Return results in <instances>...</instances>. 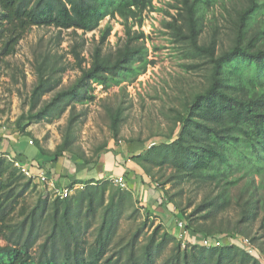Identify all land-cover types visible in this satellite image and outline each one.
Masks as SVG:
<instances>
[{
  "label": "trees",
  "instance_id": "obj_1",
  "mask_svg": "<svg viewBox=\"0 0 264 264\" xmlns=\"http://www.w3.org/2000/svg\"><path fill=\"white\" fill-rule=\"evenodd\" d=\"M214 2L177 0L173 4L176 12L168 13L171 19L166 28L185 54L199 60L185 66L193 69L204 64L205 84L177 110V133L174 128L164 141L131 158L157 185L193 186L195 199L186 204L176 200L181 191L168 194L167 189H159L162 202L174 204V223L182 220L194 234L229 237L235 242L208 247L196 242L189 249L182 248L162 224L149 220L150 212L145 210L147 218L112 252L121 220L126 215L136 220L139 215L131 189L106 179H74L69 186L77 182L84 186L67 197L50 198L43 191L31 197L37 184L0 157V264H260L236 241L247 238L264 256V197L259 195L254 177L246 179L238 193L233 191L246 174L264 172V0H246L235 10L226 46L216 25L203 35V11ZM153 10H157L154 0H0V61L14 54L34 26L55 28L58 35L70 29L68 52L80 72L73 83L57 90L66 65L59 63L50 48L38 52L37 81L30 91L27 121L52 120L73 103L93 100L95 96L89 93L93 84L106 90L135 81L153 63L146 44L148 35L141 28L145 12ZM106 17H118L123 27V36L109 48L105 44L113 26L109 20L100 26ZM96 29L99 37L85 65L84 34ZM50 92L48 99L40 101ZM122 113L121 105L108 108L114 136ZM21 121L22 117L16 120L20 129L25 126ZM74 123L72 112L54 150L36 141L37 151L44 157L38 161L40 166L56 164L66 153H74ZM104 149L99 147L92 157L79 158L84 165H94ZM165 166L172 170L168 176L163 172ZM230 209L236 213L234 220L228 215ZM261 214L257 232L252 234V224ZM145 228L150 232L139 243Z\"/></svg>",
  "mask_w": 264,
  "mask_h": 264
},
{
  "label": "rangeland",
  "instance_id": "obj_2",
  "mask_svg": "<svg viewBox=\"0 0 264 264\" xmlns=\"http://www.w3.org/2000/svg\"><path fill=\"white\" fill-rule=\"evenodd\" d=\"M245 2L246 0H215L214 3L205 7L203 11V35L207 36L211 32V27L216 25L219 38L223 46H226L230 38L232 18L236 16L235 10L244 5ZM176 3L177 0H154L157 10L145 12V19L141 28L148 35L146 44L149 58L153 60V63L149 64L146 71L140 74L135 81L128 84L124 83L123 85L126 84L125 87L112 86L106 90L101 85L93 84L94 89L89 91L95 96L93 100L85 103H73L66 108L60 117L52 120L44 118L36 122H28L26 119L29 113L30 91L37 81L36 54L50 48L57 53L59 63L66 65V70L62 73L57 90L73 83L80 72L74 66V60L68 52L71 43L70 29L62 30L58 35V30L52 27H32L19 41L14 54L0 61V126L17 128L29 139L34 140L30 143L32 146H28L30 150L35 149L36 141L43 148L54 150L61 142L64 127L71 113L74 112L73 135L75 139L72 147L74 153H66L61 158L60 163L64 162V164L62 163L56 168L60 173L65 172V165H68L73 159L78 161V164H84L79 156L92 157L96 149L102 146L105 149L100 154L110 149H122L136 154L144 151L153 143L164 141L175 128L174 121L177 110H182L185 100L204 86L206 73L204 64L200 63L193 69L185 66L188 63L195 64L199 60L185 54L180 44L175 41L171 32L166 28V23L171 19L168 13L176 12L173 8V4ZM108 20L113 29L105 48L113 47L117 39L123 36V27L118 17H106L101 21L100 26H104ZM78 32L81 33L80 30ZM84 37L86 43L82 56L86 59L85 65H87L93 45L98 40L99 31L96 29L86 32ZM51 95L52 92L45 94L40 101L48 99ZM116 105L123 107V113L119 132L114 136L110 129L108 108ZM19 117H22L21 122L25 124L24 128L21 129L16 125V120ZM177 129L178 127L175 128L174 134L177 133ZM252 157H255V154H252ZM171 171L169 166L164 167L163 172L166 173V176ZM250 173L243 176L233 192L238 193L239 188L245 187L246 179L254 177L258 193L264 197V172L261 175L256 172ZM92 174L95 175V171L90 164L76 172L77 176H91ZM74 176V173L68 172L67 175H64V179L71 180ZM157 182L161 183V180ZM153 184L158 189H167L168 194H176L181 191L182 193L176 196V200L183 202V204L195 199L193 186L189 184H185L183 188L173 186L172 182L164 183L163 186L157 185L155 182ZM65 186H69L68 183ZM43 189V186L37 184L30 194L31 197ZM134 192H137V189H134ZM137 203L136 205L140 207L137 219L128 218L126 215L121 220L120 229L116 236L117 242L113 246L112 252L117 251L125 244L136 231L140 222L147 218L145 210L150 212L149 220H153L154 224H162V227L179 241L177 239V225L174 223L176 218L173 212L164 211L165 217L162 218L161 223L157 221L156 216L150 210L141 206L139 201ZM169 203H171L170 207L174 211L173 202ZM189 210L190 208H188ZM228 215L230 220L236 218V213L231 209ZM261 216L262 214L253 222L252 234L257 232ZM149 232L150 228L143 230L139 243L145 241ZM261 234L264 235V231ZM0 243H3L1 239Z\"/></svg>",
  "mask_w": 264,
  "mask_h": 264
},
{
  "label": "crops",
  "instance_id": "obj_3",
  "mask_svg": "<svg viewBox=\"0 0 264 264\" xmlns=\"http://www.w3.org/2000/svg\"><path fill=\"white\" fill-rule=\"evenodd\" d=\"M28 141L29 137L22 134L17 128L13 129L7 128L4 125L0 126V153L18 159L27 164L33 171L43 169L48 176L54 179L55 182H60L59 184L62 186H65L74 179L78 181H85L88 179L103 180L106 179L108 174L124 175L127 189L132 190L137 202L139 201L141 206L150 210L151 213L156 216L157 221L162 223V218L165 217L164 211L173 212L170 203L162 202L159 189L155 187L149 177L147 178V176L142 173L139 166L131 158L134 153H129L127 150L122 149H110L100 154L98 161L92 165L95 175L77 176V170L85 166L87 167V165L78 164V161L73 159L68 165H65V172L62 173L56 170L60 161L56 164L49 163L43 168L38 161L44 159V157L38 153L36 146L35 149L30 150L28 146L32 145H30ZM62 163L64 164V162L60 164L62 165ZM57 171L58 173H56ZM68 172L75 174L73 179H64V175H67ZM134 189H137V192H134ZM193 235L195 234L192 233V236Z\"/></svg>",
  "mask_w": 264,
  "mask_h": 264
},
{
  "label": "built area",
  "instance_id": "obj_4",
  "mask_svg": "<svg viewBox=\"0 0 264 264\" xmlns=\"http://www.w3.org/2000/svg\"><path fill=\"white\" fill-rule=\"evenodd\" d=\"M29 143H32V139H29ZM0 157H4L10 160L14 166H16L27 178H31L34 183L40 184L43 186V192L48 195L50 198H64L68 195L72 194L75 190L83 188V183H75L72 186H62L57 185L55 180L46 174L43 169H39L37 171H33L27 164L19 161L18 159H14L10 155H5L0 153ZM106 180L110 181L114 185H118L123 189H127L126 179L124 175H114L108 174ZM177 225V239L179 240L181 247L185 249H189L190 245L193 243H199L203 246H211V245H222V244H231L235 241L230 239L229 237L221 238L219 236L215 237H203L199 234H195L192 236L193 232H190L185 228V224L182 220H176ZM194 234V233H193ZM242 246L247 252L253 254L259 260L260 264H264V256L259 254L257 249L253 248L249 242V240L245 237L238 239L236 241Z\"/></svg>",
  "mask_w": 264,
  "mask_h": 264
}]
</instances>
